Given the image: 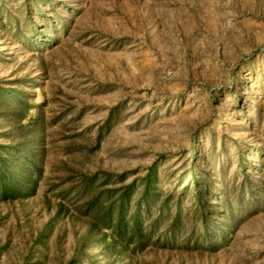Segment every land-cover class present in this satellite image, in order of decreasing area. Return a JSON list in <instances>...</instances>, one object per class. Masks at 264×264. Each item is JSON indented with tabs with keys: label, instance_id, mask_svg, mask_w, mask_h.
Wrapping results in <instances>:
<instances>
[{
	"label": "rangeland",
	"instance_id": "rangeland-1",
	"mask_svg": "<svg viewBox=\"0 0 264 264\" xmlns=\"http://www.w3.org/2000/svg\"><path fill=\"white\" fill-rule=\"evenodd\" d=\"M2 155L0 264H264V0H0Z\"/></svg>",
	"mask_w": 264,
	"mask_h": 264
},
{
	"label": "trees",
	"instance_id": "trees-1",
	"mask_svg": "<svg viewBox=\"0 0 264 264\" xmlns=\"http://www.w3.org/2000/svg\"><path fill=\"white\" fill-rule=\"evenodd\" d=\"M22 136V138H24ZM7 153H9V150H7ZM6 156H0V161L5 162ZM32 164L33 169L31 171H26L27 168H25V172H22L20 174L21 178H18L15 183H11L10 179L11 176L14 175L10 172L3 173V170H1L0 166V196L4 198L6 201H8V198L15 199L20 197V189H17L15 185L18 183H22L23 181H27L26 183L22 184L23 188L29 187L28 182L32 181V172H40V166L35 161L31 160H25L24 167L28 164ZM62 209V205L59 206L58 212H60ZM102 210L100 208H97V215H95L96 218L102 219V224H99L97 219H94V221H89L88 231L87 235L85 236L86 241H91L94 243V245L101 249L104 253L107 252H115L118 253L120 250L122 252L128 251L130 244L132 241H138L136 242V247L138 248H144L145 247V237L142 234L135 233L133 229L127 231V227L122 222V213H118L119 217H117V220L115 222L112 213L110 210H107V212H101ZM56 217V215H55ZM111 229L112 233H109L108 230ZM129 232L128 234H123V231ZM94 233H99L100 236L98 239H93L92 237L95 235ZM119 250V251H118Z\"/></svg>",
	"mask_w": 264,
	"mask_h": 264
}]
</instances>
